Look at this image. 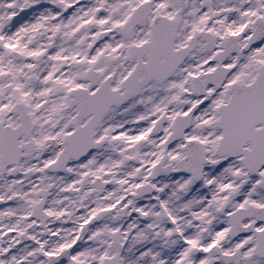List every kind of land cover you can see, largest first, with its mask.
Returning <instances> with one entry per match:
<instances>
[{
  "label": "snow or ice",
  "instance_id": "6c2138e0",
  "mask_svg": "<svg viewBox=\"0 0 264 264\" xmlns=\"http://www.w3.org/2000/svg\"><path fill=\"white\" fill-rule=\"evenodd\" d=\"M0 264H264V0H0Z\"/></svg>",
  "mask_w": 264,
  "mask_h": 264
}]
</instances>
